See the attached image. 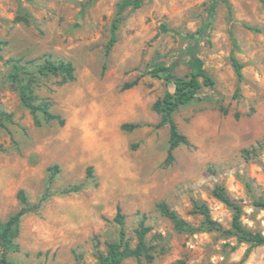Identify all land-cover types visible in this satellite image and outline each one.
<instances>
[{"label": "rangeland", "instance_id": "obj_1", "mask_svg": "<svg viewBox=\"0 0 264 264\" xmlns=\"http://www.w3.org/2000/svg\"><path fill=\"white\" fill-rule=\"evenodd\" d=\"M46 60L71 62L74 78L39 73ZM160 66L180 77L203 68L214 80L173 112L189 144L170 163L168 125L158 126L152 108L173 90L164 71L150 73ZM21 89L63 123L38 112L35 124ZM215 187L240 206L248 232L264 235V206L255 203L264 202L260 0H0V222L20 208L21 189L31 207L7 264H98L118 240V206L129 246L142 214L151 246V257L121 264H264V244L237 240L234 210ZM202 204L219 226L207 224Z\"/></svg>", "mask_w": 264, "mask_h": 264}, {"label": "trees", "instance_id": "obj_2", "mask_svg": "<svg viewBox=\"0 0 264 264\" xmlns=\"http://www.w3.org/2000/svg\"><path fill=\"white\" fill-rule=\"evenodd\" d=\"M260 2L264 5V0H260ZM17 20L23 19L18 17ZM119 24L120 18L116 16L111 25V35L109 39L110 45L115 42L116 30ZM232 61L236 74L240 79L242 64L239 63L234 57H232ZM17 68L18 66L14 65V69ZM159 71H164L165 80L173 84L172 91H166L161 98H158L152 104V108L160 114L158 126H162L164 124L168 125V149L165 162L170 163L173 159V150L181 144H189L187 136L179 131L172 116L173 112L192 99H195L202 86L212 88L214 86V80L203 68H198L187 77L173 75L170 72V69L165 66L153 68L150 73L153 76H158ZM38 72L41 74L47 72L55 75L61 74L63 82L72 80L74 78V67L69 61H60L55 63L50 60H46L44 64L38 68ZM11 76L14 80H16L18 72L14 71ZM33 98V95H26L25 91L21 89L20 99L22 103L30 110V113L34 116L35 124H40L39 119L36 117L38 112H40L47 121L56 120L60 124L63 123V119L60 117V115L54 114L49 110L47 103L42 102L35 104L32 102ZM138 126V123L121 124V128L124 130H132ZM212 192L219 201L233 208L234 212L231 221V229L237 240L239 242H250L255 245L264 244V235L252 234L244 228L240 221V206L236 204L234 200L225 192V189L223 187H215ZM18 198L21 204L20 208L13 214L9 215L4 222H0L1 264H7L6 252L15 250L17 248L16 244L14 243V239L18 236L20 220L24 214L31 210V207L28 206L26 196L22 189L18 191ZM255 203L257 205L264 206L263 201H255ZM156 208L161 212V214L169 218L176 226H184V221L166 204L157 203ZM198 209L204 215V219L210 227L216 225V222L210 218L206 205L202 204L198 206ZM144 219L145 215L142 214V220L139 224V227L136 229V245L134 247H130L126 240L124 214L121 212V209L118 206L113 217L114 222H116L119 227L118 240L107 244L106 253L99 252L97 254L98 264H121L127 257H135L137 259H139L141 256H147L148 258L151 257L149 255L151 246H149L146 241V235L150 231V227L144 224Z\"/></svg>", "mask_w": 264, "mask_h": 264}]
</instances>
